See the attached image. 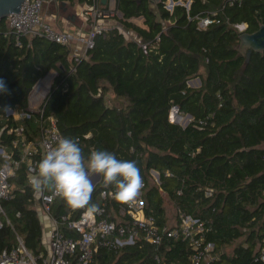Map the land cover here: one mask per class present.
Wrapping results in <instances>:
<instances>
[{
    "label": "trees",
    "instance_id": "obj_1",
    "mask_svg": "<svg viewBox=\"0 0 264 264\" xmlns=\"http://www.w3.org/2000/svg\"><path fill=\"white\" fill-rule=\"evenodd\" d=\"M63 1L87 3L55 2ZM226 1L192 0L189 10L176 4L171 11L166 0L158 5L117 0L120 23L149 44L148 52L115 26L98 34L79 60L71 57V46L42 36L23 35L18 42L7 17L0 19V119L9 107L27 108L34 85L56 70L44 114L57 118L81 171L98 161L101 180L90 201L104 187L140 177L146 183V212L160 224L169 222L170 200L177 213L211 221L206 241L235 244L210 264H264V50L253 51L246 63L234 26L246 22L247 31H256L264 24V0L234 6ZM212 10L222 21L207 28L190 18ZM194 77L201 79L199 86L188 84ZM175 105L192 116L188 124L170 120ZM19 123L35 132L39 127L37 117L14 124ZM151 170L159 172V182ZM14 180V196L2 201L14 228H0V252L16 242L18 233L37 254L44 246L34 189L24 167ZM80 190L79 173L56 198L53 213L67 212ZM155 254L191 264L193 248L187 240L167 236L160 245L136 243L117 252L101 246L92 264H154Z\"/></svg>",
    "mask_w": 264,
    "mask_h": 264
},
{
    "label": "built area",
    "instance_id": "obj_2",
    "mask_svg": "<svg viewBox=\"0 0 264 264\" xmlns=\"http://www.w3.org/2000/svg\"><path fill=\"white\" fill-rule=\"evenodd\" d=\"M116 1L87 0L84 14L90 21V28L85 36H78L71 30L54 26L43 15L45 0H24L19 12L9 14L7 21L18 42L23 35L42 36L66 46H71L75 40H79L87 51L95 45L98 34H104L112 28H108L104 20L122 17L116 7ZM242 1L227 0L226 5H240ZM166 3L167 0V7ZM191 3L192 0L187 3L178 0L174 1L173 5L170 4L172 9L167 8L173 11L176 4H183L189 10ZM190 18L197 20L200 29L222 21L218 10ZM234 26L241 33L247 29L248 24L235 23ZM120 29L135 38L144 52H148V43L143 42L133 31ZM81 56L75 54V59L79 60ZM52 82L48 76L40 79L30 93L28 107H9L0 119V228L4 224L14 228L2 201L14 196V178L19 175L22 167L26 172L28 185L34 189L33 200L40 204L43 214L49 218L48 228L42 236L44 248L41 251L32 253L23 238L16 233V242L0 252V264H92L101 246L117 252L136 243L149 242L160 245L166 236L182 238L189 242L193 248L191 264H210L220 257L226 247H230L206 241V234L212 229L211 221L182 211L177 213L178 217L173 224H160L156 216L146 212L145 181L134 175L128 176L123 185L102 188L94 197L96 199L90 201V194L101 179L88 190V195H85L86 184L98 171V161L93 160L81 171L80 162L75 158V148L60 132L57 118L44 114L42 104ZM184 115L185 113L175 105L171 108L170 120L179 123ZM35 117L39 123L37 132L32 126L14 124L16 121H28ZM191 120L192 116L188 121ZM4 134L7 140L3 139ZM153 171L151 170V173L155 181L159 182V177ZM79 173L81 190L73 195L67 212L54 214L53 205L56 198L65 193ZM19 189L24 191V187ZM17 215H20V212ZM68 231L71 233L68 234ZM261 257L264 258V249L261 251ZM153 262L176 264L166 261L159 254L154 255Z\"/></svg>",
    "mask_w": 264,
    "mask_h": 264
},
{
    "label": "crops",
    "instance_id": "obj_3",
    "mask_svg": "<svg viewBox=\"0 0 264 264\" xmlns=\"http://www.w3.org/2000/svg\"><path fill=\"white\" fill-rule=\"evenodd\" d=\"M48 1L51 2L52 0H48ZM48 1H46V3ZM78 4H76L77 6L73 8L74 10H71V8L69 9L67 7L68 3H66L65 5H62V3H61V6H63V9H64L63 14L59 15L57 17L58 19L55 21H53V19H51L50 22L54 26H57L61 29L71 30L74 33H76L78 36H85L86 33L88 32L89 28H90V21L88 20V18L84 14V10L86 9L87 5L81 6ZM84 4H86V3H84ZM45 16L48 19H50L52 17V16H49L47 13L45 14ZM104 23L106 25L111 24L112 20H104ZM71 50H72L71 57L75 56V54H81L82 56H84L86 53L84 44L79 40H75L72 43ZM56 74H57L56 70H51L46 76H48L49 78H51L53 80ZM94 179H95V175H93L87 181V184L93 182ZM100 179H101V176H100L99 180ZM97 182H95V183H97ZM87 184H86V186H87ZM34 203H35V208L38 212L39 218L41 219V222H42L43 234H44V231L47 230L48 225H49V218L45 214H43L44 212L42 211L40 204L39 203L36 204L35 201H34Z\"/></svg>",
    "mask_w": 264,
    "mask_h": 264
},
{
    "label": "water",
    "instance_id": "obj_4",
    "mask_svg": "<svg viewBox=\"0 0 264 264\" xmlns=\"http://www.w3.org/2000/svg\"><path fill=\"white\" fill-rule=\"evenodd\" d=\"M48 1V0H45ZM56 1V0H54ZM105 1V0H103ZM153 4L158 5L162 0H150ZM24 0H0V19L6 18L9 14L13 12H19L22 3ZM67 2L63 1L62 5H65ZM174 0H171V5H173ZM239 50L246 56L245 62L247 63L250 60L251 54L253 51L264 50V24H262L256 31L249 32L247 30L242 31L239 34ZM188 117H191L188 114ZM189 121L186 123L188 124ZM185 124V125H186ZM157 177H160L158 171H153ZM100 171H97L95 174V179L93 182L87 184V190H85V195H88V190L97 182L100 178Z\"/></svg>",
    "mask_w": 264,
    "mask_h": 264
},
{
    "label": "rangeland",
    "instance_id": "obj_5",
    "mask_svg": "<svg viewBox=\"0 0 264 264\" xmlns=\"http://www.w3.org/2000/svg\"><path fill=\"white\" fill-rule=\"evenodd\" d=\"M170 1L171 0H167L166 5H167V7L169 9H172V7H170V4H171ZM182 1L187 3L189 0H182ZM76 4H78V3H75L74 5L68 4L67 7L69 9L71 8V10H74L73 8L77 6ZM78 5L84 6L86 4H84V3L83 4H80L79 3ZM111 5L114 6V3H112ZM63 12H64L63 6H61L60 4L56 3L54 0H52L51 2L48 1L47 3L45 1V5H44V8H43V15H45L47 13L49 16H52L49 20H51V19H53V21L57 20L58 19L57 17L59 15L63 14ZM109 20H112V23L107 25L108 28L117 25V26H120V28L124 29V26L120 23V21H118L119 19H118L117 16L116 17H112ZM137 21H140L141 22L142 21V18H137ZM126 35L129 36L127 33H126ZM188 84L191 85V86H199L201 84V79L199 77L191 78V79L188 80ZM110 95L113 96L111 93H110ZM111 96H109L108 99L111 102H113L114 100H112V97ZM115 102H116V104H119L120 103L119 100H116ZM187 115L188 114H185L183 116L184 118L181 119L179 123H181L182 125H185L188 122V120H189V117ZM166 213L169 216V218H168L169 219V222H172V224H173L176 221V218H177V208H176L175 204L173 202H171L170 200H168L166 202ZM237 242H240V240H238ZM234 245H229L230 247L226 248V250L224 249L225 252L227 250L228 251L231 250Z\"/></svg>",
    "mask_w": 264,
    "mask_h": 264
},
{
    "label": "bare ground",
    "instance_id": "obj_6",
    "mask_svg": "<svg viewBox=\"0 0 264 264\" xmlns=\"http://www.w3.org/2000/svg\"><path fill=\"white\" fill-rule=\"evenodd\" d=\"M173 111H175V109ZM172 115L174 116V113Z\"/></svg>",
    "mask_w": 264,
    "mask_h": 264
}]
</instances>
